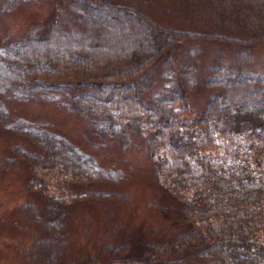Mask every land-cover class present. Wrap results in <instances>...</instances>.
Wrapping results in <instances>:
<instances>
[{
  "label": "rangeland",
  "instance_id": "obj_1",
  "mask_svg": "<svg viewBox=\"0 0 264 264\" xmlns=\"http://www.w3.org/2000/svg\"><path fill=\"white\" fill-rule=\"evenodd\" d=\"M114 1L134 5L160 24L210 35L209 40L180 46L169 66L155 65L142 88L146 103L155 102L169 91L176 66L192 62L197 88L189 100L193 113L198 114L214 94L203 83L225 74L233 55L244 49L226 41L250 37L229 28L233 20L226 14L227 3ZM250 1L264 9V0ZM54 7L53 0H0V264H140L134 260L141 252L138 242L155 245L158 241L157 248H167L166 238L179 221L169 210L174 205L152 176L155 159L163 157L152 134L145 135L136 121L111 123L97 112L72 111L67 107L71 103L67 94L72 91L65 85L41 92L17 88L23 68L11 59V53L30 29L51 21ZM102 17L97 18L100 31L90 33L96 42L89 44L113 47L115 52H102L99 57L127 59L142 47L150 50L147 37L136 26L121 20L111 29L101 24ZM42 50L41 56L48 55L53 65L54 52L44 44ZM247 51L249 74L263 76L264 41L250 44ZM71 54H78L77 49ZM255 107L248 105L239 111L250 112ZM39 141L52 143L53 153L78 170L72 173L60 166L41 171L34 155L30 162L36 164V172L29 173L25 153L38 154L33 147ZM160 253L156 258L167 262L200 264L180 259L181 251Z\"/></svg>",
  "mask_w": 264,
  "mask_h": 264
},
{
  "label": "trees",
  "instance_id": "obj_2",
  "mask_svg": "<svg viewBox=\"0 0 264 264\" xmlns=\"http://www.w3.org/2000/svg\"><path fill=\"white\" fill-rule=\"evenodd\" d=\"M53 1L51 21L30 29L11 53L23 68L17 88L41 92L65 85L72 91L67 94L72 111L97 112L111 123L136 121L145 135L152 134L157 150H163V157L155 159L152 176L174 205L169 210L176 214L178 227L167 236V248H157L158 241L156 246L139 241L141 252L134 260L177 264L156 258L168 249L181 251L180 259L200 264H264V75L249 74L247 51L250 44L264 41V9L250 0H224L226 14L233 20L228 27L250 37L226 41L244 49L233 55L225 74L203 83L214 94L194 114L189 100L197 88L192 62L176 66L169 91L155 102L146 103L142 88L155 65L169 66L180 46L209 40V34L160 24L134 5L114 0ZM98 16L111 29L121 20L133 24L147 37L150 50L142 47L127 59L99 57L115 50L89 44L96 42L92 30L100 31ZM115 40L119 47L120 38ZM43 44L54 52L53 65L48 55L41 56ZM74 48L76 55L71 54ZM248 105L256 107L239 111ZM46 143H35L38 154L25 153L29 173L36 172V164L30 162L34 155L41 171L60 166L72 173L78 170L68 167L64 158L53 153V144L47 143L46 148Z\"/></svg>",
  "mask_w": 264,
  "mask_h": 264
}]
</instances>
